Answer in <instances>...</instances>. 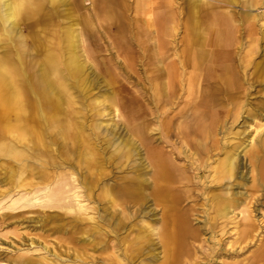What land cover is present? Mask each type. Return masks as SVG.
<instances>
[{
  "label": "rangeland",
  "instance_id": "rangeland-1",
  "mask_svg": "<svg viewBox=\"0 0 264 264\" xmlns=\"http://www.w3.org/2000/svg\"><path fill=\"white\" fill-rule=\"evenodd\" d=\"M33 1L14 21L0 11L6 34L0 57L11 56L30 74L43 70L31 33L42 23L41 44L57 53L56 71L46 77L50 89L64 83L74 119L99 147L105 166L88 183L81 146L60 152L66 142L44 155L53 160L43 166L44 177L33 167L35 148L17 160L25 171L0 166V264H160L164 202L153 191L161 158L172 167L170 200L190 229L174 264H264L254 258L264 244V177L261 155L251 152L264 138V0H116L117 13L103 7L104 0ZM208 6L231 23L230 45L221 48L239 72L233 88L216 91L213 79L224 66L212 60L209 77L202 59L208 43L200 24ZM68 29L80 44L82 74L73 79L50 47ZM207 99L210 106L202 108ZM59 106L58 115L65 116L67 104L60 100ZM205 123L209 128L201 133ZM117 150L128 157L117 158ZM228 155L231 174L219 176L217 166ZM121 176L141 181V192L116 190L114 202L101 197ZM217 199L231 201L223 216L216 213ZM248 212L254 226L243 239Z\"/></svg>",
  "mask_w": 264,
  "mask_h": 264
},
{
  "label": "bare ground",
  "instance_id": "bare-ground-1",
  "mask_svg": "<svg viewBox=\"0 0 264 264\" xmlns=\"http://www.w3.org/2000/svg\"><path fill=\"white\" fill-rule=\"evenodd\" d=\"M115 1L104 0L103 7L106 6L107 9L115 13L119 12V4L116 1L117 5H115ZM33 3V0H1L0 11L6 18L14 21L22 13H29ZM204 12L205 19L201 22L200 28L201 30L204 29V34H206L204 41L208 43L205 45L202 56V59L205 61V68L209 71L207 74L209 77L214 75L215 70L211 66V61L220 60L221 66H224V68L222 73L218 75L215 73V78L213 77L215 90L218 91L224 86L236 87L239 82V72L234 64L227 63L226 53H223L221 48L222 46L230 45L228 43L231 36L229 17L218 12L212 14L214 9L211 6L205 7ZM106 13L107 16L112 15L110 12ZM120 17L121 12L120 15L114 16L116 20H119ZM214 26L216 29H213ZM42 28L43 26L40 22L36 24L35 30L31 31L35 35L33 40L34 47L36 49L41 47L38 63H42L43 70H38L36 75L30 74L23 64L22 67H19L15 59L14 62L12 61L13 58L11 56L10 58L7 56L0 57V158H2L0 166H3L5 169H17L16 171L18 172L25 171L24 166H20L21 162L18 161H21L28 153L26 151L27 149L35 148L39 150V156L33 163L35 165L33 167L37 168L36 173L38 175L44 177L42 174H45L47 170L43 166L51 165L53 162V160L45 159L44 155L49 152L55 154L57 151L56 144H61L62 142H66L67 145L60 152H67L70 150L69 146L79 144L82 149L78 153L79 161L86 169L85 174L89 178L87 182L90 183V181H95L98 178L105 164L101 158L99 147L93 143L90 144L88 134L84 133L82 127L79 125L80 120L74 119L73 115L76 113L72 112L70 108L72 97L68 93L64 83L62 82V86L57 91L54 90L53 92L50 89L51 84L48 83L46 77L48 73L53 74L56 71L57 53L55 55V52L51 53L49 50L46 51L43 48L41 43L45 35L41 33ZM50 29L55 31L53 24L50 25ZM64 32H66V35L54 36L50 40V47H53L56 52L61 54L64 59V68L71 79H73L78 75L80 77L82 74V65L76 57L79 53L80 44H78V39L71 32V29L65 30ZM210 34L214 35V39L211 41ZM5 36L6 34L0 31L1 41L5 39ZM20 52H22V48H18V53ZM4 60H11V65H7ZM248 64L249 59L240 63L241 72L247 68ZM1 65L3 68H1ZM25 66L29 69L28 60H26ZM60 100L66 103L68 107V111H64L66 115L62 117L58 115L60 112L57 111V109H61L59 106ZM208 106H210L209 99L205 100L201 105L202 108ZM52 112L55 114L50 115L49 113ZM205 128H209L206 123L202 125L200 132H205L207 130ZM17 143H20V148ZM251 152L255 155H261L260 161L258 158L257 162H260L259 167L264 177V138L256 147L251 149ZM230 155L219 162L217 166L218 171L216 170L219 176L231 174L234 160ZM114 156L117 158H126L128 157V151L117 150ZM12 159L15 160L14 163L11 162ZM156 162L158 166V170L156 171L157 183L155 184L153 192L157 197H161V200L164 202L163 226L160 236H158L164 248V256L160 264H168V262L174 264L185 251L190 229L187 227L183 213L174 206V201L172 202L170 200L172 196L167 187V183L173 176L171 172L172 167L163 158L158 159ZM12 166H15V169ZM137 178L136 176L134 179ZM130 179L131 177L127 176L126 178L125 176H121L119 179L120 182L116 185V189L110 188L109 190L101 191V197L107 198L109 202H114V194L117 195V191L124 190L125 192L123 193L129 195H135L141 192L142 182L137 180L132 183ZM217 200L219 208H217L218 211L216 213L223 216L225 215L223 208L228 207L227 204L231 201L230 199ZM244 221L240 234H242L243 239H249L251 234L250 230L254 226L250 212L247 213ZM145 237H147V233ZM260 249L254 258L264 259V244Z\"/></svg>",
  "mask_w": 264,
  "mask_h": 264
}]
</instances>
